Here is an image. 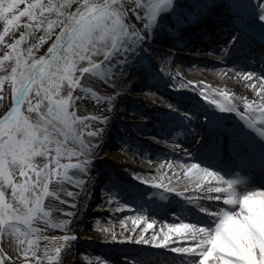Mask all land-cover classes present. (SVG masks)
Listing matches in <instances>:
<instances>
[{
	"label": "snow or ice",
	"instance_id": "obj_1",
	"mask_svg": "<svg viewBox=\"0 0 264 264\" xmlns=\"http://www.w3.org/2000/svg\"><path fill=\"white\" fill-rule=\"evenodd\" d=\"M73 5H76L75 11L70 10ZM222 6L233 21L230 40L226 48L220 50L222 55H228L245 37L249 28L245 14L260 22V40L264 43V0L255 3L252 0H223ZM217 7V0H0V23L3 25L0 45L6 49L0 56V71L5 73L0 75V103L5 99L4 86L10 87L9 106L0 115V235L12 230L15 250L23 254L25 261L29 253L32 258L37 257L40 235L32 225L36 220L50 216L45 211L44 200L56 194L49 190L53 179L58 184H74L78 189L77 192L66 191L67 197L82 194L90 198L91 190L96 187L91 172L101 159L104 136L120 93L98 95L86 87L83 80L95 78L115 89L130 81L132 69L139 65L158 84L159 73L150 71L143 63L148 60L144 55L145 46L150 47L161 33L179 42L185 30L192 26L201 30V36L209 35L215 24L213 15ZM129 14L135 22H130ZM22 18L27 22L22 23ZM40 31L43 34L37 37L36 33ZM17 32L19 38H16ZM6 37L12 42H7ZM46 41H51L46 53L37 56L36 52ZM101 55L103 59L97 62L94 57ZM148 64H151L150 60ZM232 71L258 99L249 101L244 96H229L218 88L214 92H205L201 88L199 96L220 113L235 112L258 139L251 138L239 127L229 129L219 119L205 115L201 127L206 128L207 134L198 142L200 156L221 162L227 158L231 162V178L225 179L211 165L181 164V168L187 167L196 174L194 191L203 193L198 199L185 195L187 188L183 192L176 191L163 183V173L157 180L155 176H143L133 171V180L147 185L144 189L137 185L126 186L119 177L105 176L101 188L104 203L115 212L134 210L138 215L127 219H131L133 225L146 224L138 235L123 236L121 240L111 228L101 229L114 242L144 246L126 254L123 264H175V257L171 262L168 259L175 253L180 254L181 264H264V187L251 185L248 179L249 171L254 170L257 148L260 150L259 171L264 176V71L259 75L253 71ZM168 75L170 80L176 79ZM65 83L69 91L62 95ZM182 87L186 88L188 84ZM89 93L98 106H107L100 107L98 114L79 115L77 102L86 99ZM145 95L152 97L150 102L155 106L156 92ZM240 102L243 113L237 107ZM161 106L168 110L165 115L172 118V127L165 132L166 137H172L177 128H182L187 135L189 127L195 126L200 118L195 105L191 109H182L179 102H166ZM32 113L36 114L35 118L30 115ZM137 115L144 119L141 114L133 113V116ZM89 128L91 130L85 133L84 130ZM118 146L122 152L139 154L143 151L123 136L118 140ZM181 147V141L175 139L173 149ZM37 157L47 161L43 167L35 163ZM73 159L75 163L61 162ZM163 167L161 164L160 168ZM168 168L172 169L171 163ZM202 180L207 183L201 184ZM6 188L11 189L15 203L5 199ZM161 189L169 194L175 192V196L183 199L173 202L160 194L159 199H167V203L159 204L154 199L157 195L154 190ZM126 197L131 198L135 208L130 207ZM221 199L222 205L215 208L201 202ZM146 204L148 208L144 207ZM160 213H170L172 222L163 223L160 232L145 235L157 219H163ZM75 215V212L67 213L69 217ZM209 218L210 223L207 222ZM70 223V220H64L51 225L63 230V235L43 237L45 241L54 242V250L45 248L48 264H62L61 253L70 252L72 242L79 239L67 231ZM19 225L24 226L23 231ZM173 233L183 234L184 239L191 238L194 246H170ZM0 264H7L3 249H0ZM36 264H43V261L36 259ZM96 264L108 262L97 258Z\"/></svg>",
	"mask_w": 264,
	"mask_h": 264
},
{
	"label": "bare ground",
	"instance_id": "obj_2",
	"mask_svg": "<svg viewBox=\"0 0 264 264\" xmlns=\"http://www.w3.org/2000/svg\"><path fill=\"white\" fill-rule=\"evenodd\" d=\"M252 2L255 3L256 0H252ZM222 4H223V0H217L218 7L215 10L216 14L213 15V20L215 24L209 35L201 36L200 35L201 30L196 26H192L185 30L182 36V39L179 42L175 38L161 33L151 43L150 47L147 45L145 46L147 49L145 53L146 55H148L147 56L148 59H150V61H152L151 63L153 64L160 62L161 56H166L163 54V47H168V48H165V50H171L174 53H176V56L178 57L179 60L181 61L183 60L191 64V68L179 69L177 67L176 71L179 73V75H181L186 80L187 84H189L190 81L194 82L191 85L195 86L196 91L194 90L191 91L190 88L182 87V85H177L175 87H177L181 91L188 92L189 94L192 93V96L195 95V98L199 100L200 102L199 105H197V103L190 102L188 100H185L184 103H182L183 101H180V100H175V99H170V98H166L165 100H163L155 96V99L157 101L156 105H162L166 102H172V103L179 102L181 104L182 109L183 108L191 109L193 105H195L197 108H199L200 106V108L202 107V109H204L203 112L205 115H208L212 117V119L216 120L217 119L216 114L217 116H220L221 113H218L219 110L216 109L214 105L212 107H208L207 104L202 101L204 99H202L199 96V89L202 88L205 92H209V91L214 92V90L218 88L228 93L229 96L231 95H235L237 97L244 96L249 101L258 99L256 97V94L253 93L250 88H246L243 86V81L237 80L235 78L234 71H232L233 69L253 71L257 75H259L258 70L254 69L251 64L243 63L244 61H239L237 59L230 60V61L228 60H229L230 54L233 51L239 50V51H244V53H246L248 50L250 52L252 51V48H254L255 45L264 47V43H262L260 40V34L255 33L251 29L250 27L251 24H250L249 28L246 31L245 37L242 38L241 40V43L237 44L234 48H232L231 52L228 55L226 56L222 55L221 52L216 53L214 50V47L216 46V44L219 45V43H221V45H223L222 49H225L228 43L227 41L228 37L230 36L229 34L233 31V24L230 21H228L227 16L229 15L225 14V12L226 13L228 12L226 9L223 8ZM129 17H130V22H135L134 17H132L131 14H129ZM245 18L248 24L251 23L250 19L247 17V14H245ZM168 41H170V44L168 46H160L159 48H156L154 46V44L164 45V43ZM198 64L200 65L208 64L209 66L215 65L216 67L214 69L211 68V71H208L209 73H207V71H202V69H199L198 66H196ZM168 74H171L172 77H176L172 72L161 73V74L159 73V76L157 78L158 81L163 82V83H166L168 81L172 82ZM145 75L146 74L143 68L139 65L136 66L134 69H132V77L136 76L137 79H141V78L143 79V77H146ZM205 76H209V77L206 78ZM142 79L139 80L136 84L135 88L137 91L134 94H128V96L132 97L133 99L139 98L141 103L145 104L148 107H151L153 106V104L150 102L152 97L150 95L146 96L145 93H150L151 90L156 85L152 82L147 83L145 80H142ZM255 82L256 81L254 80L253 83ZM87 83L88 84L85 85L86 87H89L92 91L97 92V94L101 96L106 95V94H112L113 91L120 93L122 90V88H119V90L108 88L107 86L103 85L101 82L96 80L95 78L89 79ZM125 83L126 82H124V84H122L121 86H124ZM205 85H208L209 87H205ZM126 86L129 87L128 82ZM120 98H121V95L114 102V112L111 115L116 114V113L117 114L120 113L121 115L124 114V110L121 108V105L123 103L120 101L121 100ZM217 99H220V97H217ZM77 103L79 105V111L86 115L98 114L100 107L107 106L106 104H102L98 106L95 100L92 99L90 93L87 95L86 99H84L83 101H78ZM233 103L235 104L237 102L233 101ZM242 106H243L242 102L238 103L237 105L240 113L244 112V108ZM128 110H130V112L132 113L139 112V110L131 109L130 106ZM165 110L168 111L167 109ZM157 113L158 112H152L155 118H157L158 116H162V115H159L160 113L158 114ZM231 113L234 114V118H230L231 120L227 119V123H229V125L232 124L234 128L239 127L243 130H247V133L249 136L255 135V132L253 130L245 127L244 121L240 119L239 115H237L235 112H231ZM143 114H148V112L146 111ZM224 117L229 118L225 114H224ZM152 122L154 121L152 120ZM165 125L167 126L166 123ZM169 126H167V129L170 128ZM144 127L145 128H143V130L145 129L147 131V129H149L150 135L152 133L160 135L161 137L160 140H158L157 143H155V144H158L156 147H160V151L158 150V153L160 154V156L157 152H154L156 149H152L151 151H148V150L145 151L143 148H141L143 151L138 154L136 152H122L119 149L113 150L111 148H108L106 144H104V147L101 151L102 157L100 159V160H103V164H102L103 172L100 173L101 178H104L105 176L112 177V173H111L112 171L109 170L110 167H106V165L108 166L111 163L114 165L124 166L125 168L128 167V171L124 173L125 176H127V178H131L132 172L136 171V172H140L139 173L140 175L155 176L157 177V180H159L160 175L163 173L165 177L163 180V183L168 184L170 187L174 188L176 191L183 192L185 188H187V192L185 193V195H190L198 199L201 196H203V193L194 191L195 183H193V181L195 180V175H196L194 170L189 171L187 167L181 168L180 165L181 164L191 165L193 161L195 160L198 163H200L199 161H201V158L195 156L193 153V150H194V143L197 142L199 138L202 139V137L207 134V132L205 131V128L202 127V130H197V127L190 126L189 131H188L189 134L187 135H185L182 129H180V130H176V132L173 134L172 137H166L165 136L166 129H158L154 126L150 128H146L147 126H144ZM139 130L140 131L142 130L140 126H139L138 131ZM108 134H110V131H107V133L105 134L104 141L106 137L110 136ZM113 137L115 136L113 135ZM177 138L181 141L182 147L179 149H173L174 140ZM149 143H152V142L149 141ZM134 145L139 147V145L137 144H134ZM180 159H183V160H180ZM202 161L203 163L207 164V161L205 160H202ZM169 163L172 164L171 170H169L168 168ZM161 164L164 165L163 168H160ZM157 169H160V171L158 172ZM185 172H187L188 174L185 175ZM104 173H106L105 176L103 175ZM225 175H228V173ZM75 178L77 177H74V179ZM200 183L204 184V183H207V181L202 180L200 181ZM141 187H142L141 189H144L147 187V185H141ZM259 187H264V182H263V185ZM89 188L91 189V185H89ZM52 191H55L56 194L50 196L47 199V204H48L47 206L49 207V209H51L52 217H51V221L46 223L45 236L63 235L64 234L63 230L53 228L51 225L55 223H59L64 220L71 221L72 218L77 217V219H75L73 222L69 224L70 228L67 229V231L71 234H75L76 236L79 237V239L73 241L76 243L75 248L71 247L70 252H62L61 256L63 253H67L68 257H71L74 261H76L81 252L80 245H83L86 242H89L95 246H99V248H103L105 251L108 250L111 252L113 251L114 252H127L128 254L132 253V251H130L131 249L130 246L134 245L132 243L114 242L111 240L110 236H108V234L105 232L87 233L83 229L89 226V228L93 229V232H94L97 229L111 228L117 234L118 240L123 239V236L138 235L143 230V228L146 227V224L139 223L137 225H133L131 219H127V217H130V216L131 217L137 216L138 213L136 211L133 210L131 212L128 209H124L120 212H115L111 208H109L104 203V199H102V203L105 205L104 212H102L100 215L94 216V218L88 219L86 218V215L85 217H82V211L86 209L87 205L92 202L93 196H90L89 198V197H84L81 194L80 196H76V197H67L65 194L66 191L77 192L78 189L74 186V184H68L66 182L63 184H57L55 188H53ZM94 191L95 190L92 189L90 192V195H93ZM154 191L157 192L156 196L158 197V199H159L160 194H163L165 197L171 198L173 201H179L183 199V197L175 196V192L169 194L167 192H163L162 189L154 190ZM146 199H148V197H146ZM61 201H64V203H61ZM203 202L204 200L202 201V203ZM166 203H167V199L160 200L159 204H166ZM73 204L76 206L72 207ZM204 204H207V203H204ZM133 207H136V205H133ZM144 207L148 208L149 205L146 204ZM69 212H75L76 215L74 217H69L67 216V213ZM159 215L163 217V219H157L156 217H153L152 219H157V222L153 224V228L149 229L148 232L145 233V235L150 236L153 232H160L161 226L163 223H169V222H172L173 220L172 215L162 216L161 213ZM114 218L118 219L116 223L112 221ZM121 221H124L123 226L121 225ZM149 222H152V220L150 219ZM175 222L178 223L179 220H176ZM133 228L135 229V231H128V229H133ZM121 233H123V235H121ZM182 236L183 234L181 236H178L175 233L171 234L170 240H169L170 246L180 247L187 243H193L191 238L184 239L182 238ZM46 242L48 244V248L53 249L54 242L52 241H46ZM135 246L144 247L141 245H135ZM86 247L87 246L85 245V248ZM172 255H174V257L176 258V261H178V263L181 264V260L179 258L180 254L175 253ZM78 260H80V257ZM42 261H43V264H48L47 258L45 256ZM62 264L64 263L62 262Z\"/></svg>",
	"mask_w": 264,
	"mask_h": 264
},
{
	"label": "rangeland",
	"instance_id": "obj_3",
	"mask_svg": "<svg viewBox=\"0 0 264 264\" xmlns=\"http://www.w3.org/2000/svg\"><path fill=\"white\" fill-rule=\"evenodd\" d=\"M46 2V0H45ZM22 7V6H21ZM76 7V5H75ZM71 11H75L74 9H70ZM225 14L229 15L228 17V21H230L233 24L232 18L230 16V14L226 13ZM224 14V15H225ZM54 18V17H53ZM251 23L254 21L256 22V24H260V22L258 20H251ZM22 23L27 22L25 20V18H22ZM249 23V24H251ZM252 29L254 31H259V29H261L259 26L255 27L254 25H252ZM3 30V25L2 23H0V31ZM58 32V29H57ZM260 32V31H259ZM38 34L42 35V31L38 32ZM17 37V36H16ZM7 42H12L11 39L9 37L5 38ZM230 40V36L228 37V40ZM226 41V42H227ZM225 42V43H226ZM51 41H46L43 45H41L40 49L38 52H36L38 55H43L46 53V49L48 46H50ZM170 44V41L164 43V45H159V44H154V46L156 48H159L160 46H168ZM221 45L219 46H215V52L216 53H220L221 51ZM165 48L168 47H163V54L166 56H163L164 58L160 60V62L157 63H151L150 65L148 64V60H145L143 63L145 66H147L150 71H155L156 73H167V72H172L177 78L175 80H172V82H159L158 84H155L156 86H154V88L151 90V92H156V97H158L159 99H163L165 100L166 98H174V99H183V100H192L195 102L194 98L192 97H188V95L190 96V94L188 92L185 91H181L180 89H178L177 85H183V84H187L186 80L179 75V73L176 71V68L178 67L179 69H188L191 68V64L187 63L186 61H181L178 59V57L176 56V53H174L171 50H165ZM6 51V49L3 48V45H0V56L3 55V52ZM236 52L232 53L235 54ZM36 54V55H37ZM145 56L146 53H144ZM261 55H258V53L255 52H251L249 55H243L240 58H244L246 62L250 63L249 61H253V65L256 69H258L260 72H262L264 70V59L260 58ZM231 59H234L233 57H230ZM94 59L99 62L103 59V56H99V57H94ZM178 59V60H177ZM152 62V61H151ZM194 65V64H192ZM84 66H87L86 63ZM198 66L199 69H202V71H207V73H209L208 71H211V68L214 69L216 66H209L208 64H203V65H196ZM204 69V70H203ZM146 77H143L142 80H151V77L148 75H145ZM206 78H208L209 76H205ZM141 79H137L136 76L132 77L130 81H125V85L115 88L116 90H119V88H122L120 95H121V102L123 103L121 105V108L124 110V114H120V113H116L113 114V119L110 122V126L108 127V131H110V135L109 137L105 138L104 144H106V146L108 148H111L113 150H118L119 146H118V140L120 139L121 136H123L125 139H131L132 143L134 144H139L141 145V147H143L144 149L148 150L150 149H156V150H160V147H156L158 144L157 140L149 137V139L151 140L152 143H149L148 141V136L147 133H143L141 134L143 131V128H145L144 126H152V120L155 121V123H160L159 125L164 127L165 126V122H167L168 120L166 118L164 119H156L154 118V115L152 114V112H158L161 113V110L163 109L162 106L160 105H153L151 107L146 106L145 104L141 103V101L139 100V98H132L129 97L128 94H134L137 90H136V84L139 80ZM87 80H83V83H85V85H87ZM154 82V80H152ZM129 84V87H125L126 84ZM134 84V85H133ZM124 88V89H123ZM188 88L191 89V91H196L195 86H192L191 84H188ZM201 88V87H199ZM130 89V90H129ZM69 91L67 84L65 83L61 94L62 95H66L67 92ZM4 95H5V99L2 103H0V115H2L6 110L7 107L9 106L10 103V87L6 84L4 86ZM119 95V97H120ZM211 98V97H209ZM203 99V98H202ZM35 103V100L33 101ZM207 102V101H206ZM78 104V103H77ZM208 104V103H207ZM209 105V104H208ZM129 106L131 107V109H136L139 110L138 114H141L144 119L140 118V115L137 116H133V113L130 112V110H128ZM243 107V106H242ZM126 108V109H125ZM148 112V114H143L144 112ZM78 114L82 115V116H87L86 114H83L82 112H80L78 110ZM163 114V113H162ZM33 116V118H35L36 114L32 113L30 114ZM139 126L142 128V130L138 131ZM91 130V128L89 129H85V133ZM140 134V135H139ZM113 135L115 137H113ZM105 137V136H104ZM141 149V148H140ZM102 157V156H101ZM47 161L43 158V157H37L35 160V163H37V165L39 167H43L44 163H46ZM62 163H75V160L73 159L72 161H68V160H62ZM102 164H103V160H97L96 165H95V170H93L91 173V176L96 180V187H95V191L93 193V199L92 202L90 204L87 205L86 209H84L82 211V217L90 219V218H94V216L96 215H100L102 212H104L105 209V205L103 207H100V205H103L102 203V199H103V194L101 192V188L104 185L105 182V177L101 178V172H103L102 169ZM100 166V167H99ZM106 167H110L109 170L112 171V177H119L120 181L122 180L121 176L126 172L124 166H119V165H114V164H109L108 166L106 165ZM136 172V171H135ZM99 173V174H98ZM140 173V172H137ZM104 176L106 175V173L103 174ZM102 175V176H103ZM18 178V177H17ZM101 178V179H100ZM104 179V180H103ZM132 180V177H131ZM130 178H127L125 181V185L131 186V185H137L135 183V181H131ZM58 183L56 182L55 179H53V181L49 184V190L52 191L53 188H55V186ZM138 186V185H137ZM50 196L45 197L44 200V208L45 211H48L50 213L49 217H42L38 220H36L32 227L34 229H38L39 230V235H40V239L38 241V244L36 246L37 248V257L36 259H40L43 260L44 259V252H45V248L48 247L47 242L43 239V237L45 236V228H46V223L51 221V217H52V213H51V209H49V207L47 206V199ZM5 199L9 202L15 203V201H13L12 199V195H11V189L10 188H6L5 189ZM222 202V199L219 201H212V203L214 204H219ZM82 203V202H81ZM19 206V205H18ZM76 218H72L71 222H73ZM112 221H114V223H116L118 221L117 218H114ZM18 227H20L21 231L24 230V226L23 225H19ZM70 228V226L68 227V229ZM85 232L89 233H100L102 232L101 229H97L96 231L93 232V229L86 227L83 229ZM33 239H35V237H32ZM73 244L71 245L72 248H75L76 243L72 242ZM87 246L85 248V245ZM83 245H80V260L79 257L77 258L76 261H74L71 257H68L67 253H63L61 256V260L64 264H89V262H91V264H96L97 262V258H100L102 260H107L108 264H123V260L125 258V255L127 254H123V253H119V252H109L108 254L111 256L110 260H108V258H105L106 253L102 250H100L99 246H95L92 245L89 242L84 243ZM15 245H16V239L14 238L13 234H12V230H8L5 234L0 235V249L4 250V255L7 258V264H36V259L32 258L31 253L28 254V259L27 261H25V258L23 256L22 253L17 252L15 250ZM27 246V244L25 245ZM185 248L189 247V246H194L193 243H187L183 245ZM77 248V246H76ZM173 256H169L168 259H170L171 261L173 260Z\"/></svg>",
	"mask_w": 264,
	"mask_h": 264
},
{
	"label": "trees",
	"instance_id": "obj_4",
	"mask_svg": "<svg viewBox=\"0 0 264 264\" xmlns=\"http://www.w3.org/2000/svg\"><path fill=\"white\" fill-rule=\"evenodd\" d=\"M75 8V5H73L72 9ZM21 31H23V29H21ZM40 34H38V32L36 33V36L38 37ZM16 38H19V32L16 33ZM22 47H27V45H22ZM37 54V53H36ZM38 56V54H37ZM8 64V62H6V65ZM8 71L10 72V67L8 68ZM5 74L4 72L0 71V75Z\"/></svg>",
	"mask_w": 264,
	"mask_h": 264
}]
</instances>
